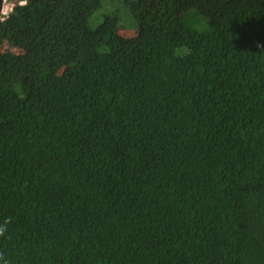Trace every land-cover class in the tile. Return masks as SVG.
Here are the masks:
<instances>
[{"label": "trees", "instance_id": "trees-1", "mask_svg": "<svg viewBox=\"0 0 264 264\" xmlns=\"http://www.w3.org/2000/svg\"><path fill=\"white\" fill-rule=\"evenodd\" d=\"M105 1L6 0L0 264H264V0Z\"/></svg>", "mask_w": 264, "mask_h": 264}, {"label": "rangeland", "instance_id": "rangeland-1", "mask_svg": "<svg viewBox=\"0 0 264 264\" xmlns=\"http://www.w3.org/2000/svg\"><path fill=\"white\" fill-rule=\"evenodd\" d=\"M53 5L56 4L57 0H50ZM125 1L121 0V2H114L113 6H111L109 3V0H106L104 5L96 11L94 16L90 20V24L92 26L99 23L104 14L106 12H115L119 16V24L121 26V32L126 36H132L136 34V26L134 25V20L127 9ZM1 48L4 52H11V53H21L22 50L20 48L11 47L7 42L2 41L1 42Z\"/></svg>", "mask_w": 264, "mask_h": 264}, {"label": "built area", "instance_id": "built-area-1", "mask_svg": "<svg viewBox=\"0 0 264 264\" xmlns=\"http://www.w3.org/2000/svg\"><path fill=\"white\" fill-rule=\"evenodd\" d=\"M12 8H13V6L8 4L5 0V8H4L1 19H4V17L7 16L8 12H10L12 10Z\"/></svg>", "mask_w": 264, "mask_h": 264}, {"label": "water", "instance_id": "water-1", "mask_svg": "<svg viewBox=\"0 0 264 264\" xmlns=\"http://www.w3.org/2000/svg\"><path fill=\"white\" fill-rule=\"evenodd\" d=\"M4 8H5V0H0V19L2 17Z\"/></svg>", "mask_w": 264, "mask_h": 264}, {"label": "clouds", "instance_id": "clouds-1", "mask_svg": "<svg viewBox=\"0 0 264 264\" xmlns=\"http://www.w3.org/2000/svg\"><path fill=\"white\" fill-rule=\"evenodd\" d=\"M27 3V0H22V6ZM5 231V228L3 226H0V235H3Z\"/></svg>", "mask_w": 264, "mask_h": 264}]
</instances>
